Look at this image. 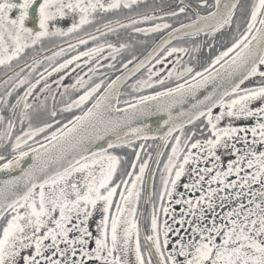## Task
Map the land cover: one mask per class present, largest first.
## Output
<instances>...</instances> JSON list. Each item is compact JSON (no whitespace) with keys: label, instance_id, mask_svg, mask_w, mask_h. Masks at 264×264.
Listing matches in <instances>:
<instances>
[{"label":"snow or ice","instance_id":"obj_1","mask_svg":"<svg viewBox=\"0 0 264 264\" xmlns=\"http://www.w3.org/2000/svg\"><path fill=\"white\" fill-rule=\"evenodd\" d=\"M0 173V264H264V0H0Z\"/></svg>","mask_w":264,"mask_h":264},{"label":"flooded vegetation","instance_id":"obj_2","mask_svg":"<svg viewBox=\"0 0 264 264\" xmlns=\"http://www.w3.org/2000/svg\"><path fill=\"white\" fill-rule=\"evenodd\" d=\"M146 2H150V0H146ZM158 2H159V0H158ZM163 2H164L165 4H167V5H169L170 7H175V5L178 3V0H163ZM188 2H190V3H194L195 0H188ZM16 11H18V10H16V9L13 10V15L15 14ZM33 22H34V15L30 16V18H29V21H28L29 26H32V25H33ZM162 34H163V33H161V35H162ZM156 38L158 39L159 37L157 36ZM136 39H137V40H142V39H145V37H143L142 35H138V36L136 37ZM147 39H148L149 41H151L153 38L150 36V37H148ZM204 39L207 40L209 43L212 42L211 38L205 37ZM216 39H217V40L220 39L219 35L216 36ZM174 43H176V42H174ZM137 47H139V46L137 45ZM141 50L143 51V49H141ZM145 146L147 147V145H145ZM137 147H138V144H137ZM123 151L129 156V158H131V157L134 155V154L131 152V150H129V149H124Z\"/></svg>","mask_w":264,"mask_h":264},{"label":"water","instance_id":"obj_3","mask_svg":"<svg viewBox=\"0 0 264 264\" xmlns=\"http://www.w3.org/2000/svg\"><path fill=\"white\" fill-rule=\"evenodd\" d=\"M151 119H152V120H155L156 118H155V117H152ZM147 122H148V121L146 120L145 123H147ZM2 178H3V173H0V179H2Z\"/></svg>","mask_w":264,"mask_h":264},{"label":"rangeland","instance_id":"obj_4","mask_svg":"<svg viewBox=\"0 0 264 264\" xmlns=\"http://www.w3.org/2000/svg\"><path fill=\"white\" fill-rule=\"evenodd\" d=\"M65 82H67V81H65Z\"/></svg>","mask_w":264,"mask_h":264}]
</instances>
